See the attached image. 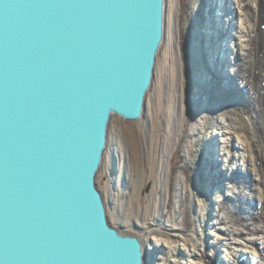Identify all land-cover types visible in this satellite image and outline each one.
<instances>
[{
  "label": "water",
  "instance_id": "obj_1",
  "mask_svg": "<svg viewBox=\"0 0 264 264\" xmlns=\"http://www.w3.org/2000/svg\"><path fill=\"white\" fill-rule=\"evenodd\" d=\"M166 0H0V264H146L97 184L140 120Z\"/></svg>",
  "mask_w": 264,
  "mask_h": 264
},
{
  "label": "rangeland",
  "instance_id": "obj_2",
  "mask_svg": "<svg viewBox=\"0 0 264 264\" xmlns=\"http://www.w3.org/2000/svg\"><path fill=\"white\" fill-rule=\"evenodd\" d=\"M223 3L216 11L210 0H166L144 115L113 116L109 125L97 184L111 224L142 239L146 264H264L250 253L258 252L252 239L264 248V0L246 9L253 25L249 54L240 62L236 54L227 58L231 90L218 86L211 64L224 55L222 28L232 34L238 28L231 20L219 30L212 23ZM214 36L224 42L221 54ZM224 131L247 146L232 151L237 159L228 165L222 143L214 144ZM237 165L243 173L234 178ZM250 221L263 232L250 233Z\"/></svg>",
  "mask_w": 264,
  "mask_h": 264
},
{
  "label": "bare ground",
  "instance_id": "obj_3",
  "mask_svg": "<svg viewBox=\"0 0 264 264\" xmlns=\"http://www.w3.org/2000/svg\"><path fill=\"white\" fill-rule=\"evenodd\" d=\"M222 1L224 2L222 4V7H221L222 11L217 13V16L215 18L214 17L212 18V23L214 22L216 25H218V30H219V29H221V25L223 24L224 21L228 22L229 20H231L234 23H236V26H238V28H237L236 32L234 31L233 34L231 32H228L227 27L222 28L223 31L221 30L219 35L226 37V38L224 37L226 39L225 43L222 42L223 40L217 41V39L214 36V39H216L215 44H216V46H218L217 47V50H218L217 53L221 54V51L219 48H221V46L223 45L222 43L225 44V48H223L224 49L223 50L224 55H222V57L220 55L219 57L215 58L216 60L215 59L211 60V64L214 67L213 68L214 71L212 70V72L216 73L215 75H217L218 74L217 70H218L219 74H220L217 77V80L220 82L218 84V86L220 87L221 86L220 84H223V86L226 89L231 90V89H233V85L230 83V81H228L229 74H228V71L225 69V66H226V63L228 61L227 58L229 56L234 57V55L236 54L237 55L236 59H238L240 62L241 60L246 58L247 55L249 54V49H250L249 36H251V34H252L253 25H251L249 23V19L251 18V16H250L249 11L248 10L246 11V9H248V6H250L251 0H222ZM210 2H211V4H213L214 8H216V11H217L219 9V0H210ZM227 12H229L228 15H227ZM220 13L222 14V17L224 16V18H222V19L218 18V17H220V15H219ZM214 16H215V14H214ZM208 36H209L208 41H210V45H208V47L211 48V47H213V44H212L213 40L211 39V37H212L211 34H208ZM218 38H220V37H218ZM229 39H230V42H228ZM229 51H232L233 55L232 54L230 55ZM221 79H224L225 83L222 82L223 80H221ZM229 133L230 132H228V131H224L222 136H226V138L224 140L222 139V141L219 140V141H216V143H214L215 145H218V146L222 143V149L224 152H226L225 153V155H226L225 165H228V163L237 159L236 153L233 154V152L246 150L245 148L247 147V146H245V144L243 146L239 142H233V140L231 138L229 139V136L226 135V134L230 135ZM226 149H228V151H226ZM239 149H241V150H239ZM214 154H216V153H214ZM212 163H214L216 165L217 161L214 159V161L212 160ZM224 168L225 169L222 170V173H220V174L224 173L223 175L226 178V177H228V176H226L227 174H225V170L227 169V166H225ZM232 170H233L232 174H233L234 178L237 177V175L239 173H243V171L241 169V165H237ZM220 181H222V180H220ZM250 222L249 223L247 222L248 223L247 226H250V227H248V228H250V230H249L250 233L256 234L259 232L260 233L263 232L261 227H256V226H255L256 228L251 227L252 222L251 223ZM233 234L241 236V235H243V231L233 232ZM219 241L221 242V239H219L218 242ZM251 242H252V244H254L257 247V251H258V252L250 251V253L253 254V258L255 259V261L257 262L258 259H264V248L262 247V245L257 242V239H252ZM235 256H236L235 253H233L231 251L228 253L229 260L235 259ZM193 264H201V263L198 261H194Z\"/></svg>",
  "mask_w": 264,
  "mask_h": 264
}]
</instances>
